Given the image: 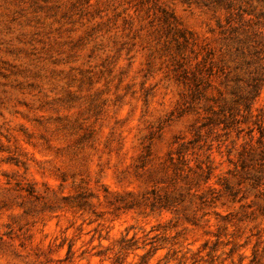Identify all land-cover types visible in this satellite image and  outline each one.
Returning <instances> with one entry per match:
<instances>
[{
  "label": "rangeland",
  "instance_id": "374dc122",
  "mask_svg": "<svg viewBox=\"0 0 264 264\" xmlns=\"http://www.w3.org/2000/svg\"><path fill=\"white\" fill-rule=\"evenodd\" d=\"M263 79L264 0H0V264H264Z\"/></svg>",
  "mask_w": 264,
  "mask_h": 264
},
{
  "label": "trees",
  "instance_id": "16d2710c",
  "mask_svg": "<svg viewBox=\"0 0 264 264\" xmlns=\"http://www.w3.org/2000/svg\"><path fill=\"white\" fill-rule=\"evenodd\" d=\"M163 17H164L163 22L165 23L166 33L173 32V34L175 35V40L177 41V45H178L179 56L177 55L174 56V62L176 63L175 70L179 75L181 74L183 78L185 79L188 70L186 68V64L184 60L186 57L189 56L185 54V52H187V49L189 48L191 52L195 54V58H198L200 54L203 55V59L197 61V64H196L197 71H200L202 66H204L209 60H212L211 59L212 51L208 49L206 44H201L199 40L195 38L194 33L192 31H189L188 29H185L183 27H179L176 23V19L174 15L165 13ZM239 21L240 22L242 21V17L239 19ZM230 22L231 20L227 19V23H230ZM218 23L220 27L224 26L221 23V21H218ZM228 31L230 32V35L226 36V38L228 41L232 42L231 44H234V47L236 48L238 53H240L241 55L242 54L245 55L246 49H248L250 54L258 53V51L256 50H251L252 45L248 44V39H249L248 35L251 34L250 32H248L247 30H244V28H240L239 26H230L228 28L224 27L223 33L225 34ZM251 51L253 52L251 53ZM251 81L253 82L252 87L251 89L248 90V92L245 93L244 97L253 101L255 100V98L258 96L260 92V86H258V70H256L253 76L251 77ZM251 103L248 105V109H251ZM222 110H223V115L218 116V118L221 119L219 120V122L224 123L228 127L231 122L230 117L232 116V112H230L229 115H227L225 108H222ZM262 136H264L263 133H262ZM249 146L253 147V145H249ZM247 159H248L247 152L246 151L242 152L240 160H241V167L243 170L247 169V166H248L246 164ZM255 175H258V173ZM205 180L206 181L209 180V176ZM255 182H257L258 184V176L256 177ZM226 188L231 194L235 193L231 185L227 184ZM255 252H256L255 254H257V251Z\"/></svg>",
  "mask_w": 264,
  "mask_h": 264
}]
</instances>
